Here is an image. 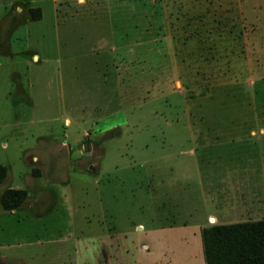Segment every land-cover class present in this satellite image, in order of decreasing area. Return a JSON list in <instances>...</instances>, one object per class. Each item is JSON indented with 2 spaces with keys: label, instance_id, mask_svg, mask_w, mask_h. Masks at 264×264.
<instances>
[{
  "label": "rangeland",
  "instance_id": "374dc122",
  "mask_svg": "<svg viewBox=\"0 0 264 264\" xmlns=\"http://www.w3.org/2000/svg\"><path fill=\"white\" fill-rule=\"evenodd\" d=\"M239 163L264 168V0H0V194L26 191L0 264H204Z\"/></svg>",
  "mask_w": 264,
  "mask_h": 264
},
{
  "label": "trees",
  "instance_id": "16d2710c",
  "mask_svg": "<svg viewBox=\"0 0 264 264\" xmlns=\"http://www.w3.org/2000/svg\"><path fill=\"white\" fill-rule=\"evenodd\" d=\"M31 19L40 16L37 8H29ZM7 168L0 165V181ZM26 191L5 188L0 194V206L5 211L20 207ZM204 264H264V219L209 224L200 228Z\"/></svg>",
  "mask_w": 264,
  "mask_h": 264
},
{
  "label": "crops",
  "instance_id": "0c3cea01",
  "mask_svg": "<svg viewBox=\"0 0 264 264\" xmlns=\"http://www.w3.org/2000/svg\"><path fill=\"white\" fill-rule=\"evenodd\" d=\"M255 136L262 137L259 135ZM225 141L230 142V152L234 147L238 146V144H235V142L241 143L240 145L243 148L242 142H245V138H243V136H237V138H235L234 136L233 139H226ZM255 173H264V168L257 166L253 167L239 163L229 165V169H227L225 173L218 175L220 177V181H222V185L213 183L208 189L211 193H214L219 197V201L214 204L216 215L208 213L207 218L213 217L211 221H215L217 216H222L220 219L235 220L237 222L264 219V216H252L249 218L247 216H244V218L235 217L236 215H241L240 213H244L246 215L247 211L248 214L249 207L252 205V212L250 214L264 212V208L261 206L260 199H256V204L251 201V198L253 197H264V182H261L262 186L258 185V183H256L257 181L253 180L256 176ZM206 225L207 224L201 225L198 229Z\"/></svg>",
  "mask_w": 264,
  "mask_h": 264
}]
</instances>
